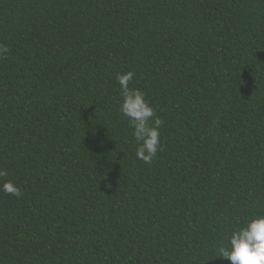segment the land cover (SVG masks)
I'll use <instances>...</instances> for the list:
<instances>
[{
    "label": "trees",
    "instance_id": "trees-1",
    "mask_svg": "<svg viewBox=\"0 0 264 264\" xmlns=\"http://www.w3.org/2000/svg\"><path fill=\"white\" fill-rule=\"evenodd\" d=\"M0 264H230L264 215V0H0ZM162 119L138 160L116 80Z\"/></svg>",
    "mask_w": 264,
    "mask_h": 264
},
{
    "label": "clouds",
    "instance_id": "clouds-1",
    "mask_svg": "<svg viewBox=\"0 0 264 264\" xmlns=\"http://www.w3.org/2000/svg\"><path fill=\"white\" fill-rule=\"evenodd\" d=\"M7 51V46L0 44V58ZM134 76L133 71L116 76L122 96L119 112L133 129L137 142L136 158L151 164L161 148L160 126L163 121L156 116L145 93L139 88L130 87ZM8 176L6 170L0 169V192L19 198L21 189ZM215 252L217 257L227 259L230 264H264V215L254 214L246 224L232 229L226 242L215 246Z\"/></svg>",
    "mask_w": 264,
    "mask_h": 264
}]
</instances>
